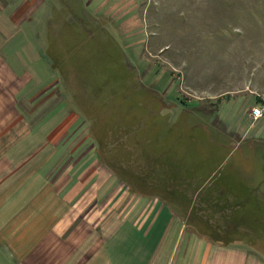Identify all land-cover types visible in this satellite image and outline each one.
Wrapping results in <instances>:
<instances>
[{"label":"crops","instance_id":"1","mask_svg":"<svg viewBox=\"0 0 264 264\" xmlns=\"http://www.w3.org/2000/svg\"><path fill=\"white\" fill-rule=\"evenodd\" d=\"M9 9L10 0H0V16ZM129 19L121 23L123 30L138 26L136 19ZM3 59L2 74L12 68L17 75ZM5 62L7 71L1 65ZM5 78L0 76V257L8 264H264V195H259L264 166L254 156L257 149L264 154L263 125L251 131V141L248 127L242 132V125L231 129L218 109V122L210 128L202 126L194 112L184 109L171 121L163 112L171 106L158 107L157 112L148 106L130 127L137 129L141 119L142 142L163 152L154 156L153 170L147 152L146 173L133 168L131 176H145L149 185L141 191L163 196L139 195L133 185L140 183L132 177L133 185L127 186L132 195L126 201L128 188L106 183V169H100L98 183L91 184L96 168L81 150L90 134L74 144L68 131L76 121L72 109L57 103L51 123L32 127L25 108L21 110L26 96L12 94ZM161 119L168 123L167 133L161 131ZM101 120H93L99 129L105 124ZM53 122L52 134L39 138L35 129L42 131ZM123 125L116 130V147L127 135ZM220 129L225 135L221 138ZM199 145L205 152L197 156ZM100 149L99 141L96 151ZM172 150L178 153L174 158ZM130 159L140 166L134 154ZM168 160L179 165L173 175L167 173ZM203 190L213 194L209 204L200 197ZM219 194H225L222 201Z\"/></svg>","mask_w":264,"mask_h":264},{"label":"rangeland","instance_id":"2","mask_svg":"<svg viewBox=\"0 0 264 264\" xmlns=\"http://www.w3.org/2000/svg\"><path fill=\"white\" fill-rule=\"evenodd\" d=\"M129 18L138 26L123 30L121 23ZM3 57L17 75L10 68L0 76L7 85L10 81L12 94L26 96L21 110H26L27 123H51L56 107L68 105L76 115L68 130L74 144L90 134L81 150L96 168L91 184L98 183L100 169L108 170L106 183L116 186L128 188L137 178L124 169L126 160H115L117 136L110 129L123 122L131 126L144 114L139 112L140 94H163L159 96L165 106L172 107L163 112L171 121L185 109L211 128L218 122V109L231 129L242 125V132L248 127L251 141V131L264 126V115L252 116L254 107L264 108V0H10L6 16H0ZM1 65L8 70L6 62ZM91 110L94 121L105 123L101 129ZM50 123L42 131L35 129L39 138L52 134L55 122ZM221 129L219 138L225 136ZM99 141L101 149L108 148L103 154L96 151ZM197 152L205 150L199 145ZM256 153L264 166L261 149ZM137 180L140 185L133 187L139 195L163 196L141 191L149 185L145 176ZM259 188L263 198L264 182ZM128 192L126 201L132 195ZM0 264L8 261L0 257Z\"/></svg>","mask_w":264,"mask_h":264},{"label":"trees","instance_id":"3","mask_svg":"<svg viewBox=\"0 0 264 264\" xmlns=\"http://www.w3.org/2000/svg\"><path fill=\"white\" fill-rule=\"evenodd\" d=\"M159 95H160V93H157V94L156 93H149V94H146L143 96H142V94H140V97L142 99L139 102L141 107L138 106L139 108H141V111H139V112H141V113L143 112L144 113L143 115H145L147 112L148 106H154L156 112L158 110V107L165 106L164 102L161 100V97ZM93 101L94 100L91 101L92 105H93ZM153 117L154 116H150L149 119H152ZM145 119H146V117H145ZM141 122H142V120L140 119V121L137 124H135V126H137V129L136 128L132 129L130 127V125H127V124L123 125V126H125V131L127 132V135L123 138V141L121 143H119L117 147L114 144L113 154L115 156L116 161L122 162V161L126 160V167L124 166V169H126V168H128V169L129 168L130 169L140 168V169H143L142 170L143 173H146V171L148 169V165L146 162L147 152L151 155L150 163H149V169L153 170L157 164V162L153 158L157 153L161 154L163 152V150H160V148H159L160 146L157 148H156V146H154V148H153L152 144L150 145V143H143L142 142V140H144V138L140 136L139 131H138V129L140 128ZM160 122H161L160 126H162L161 131L163 133H167L168 132V123L166 122V119H161ZM156 125L158 127L159 122H157ZM118 128H120V127H118ZM112 130H114L115 134H117V131H116L117 129H114V127H113L112 129H110V131H112ZM108 135H109V133H108ZM155 137L157 138V135ZM134 146L137 147V149H135ZM100 147L102 148L101 143H100ZM106 149H108L107 146L105 148L101 149V153L103 154V151ZM115 153H117L118 155H115ZM131 154L135 155V157L137 158V162H139L140 166L131 163L132 162V161H130L131 160L130 159ZM108 155H111V152ZM100 156H101V154H100ZM175 164L173 163V161H170V160L167 161V166H168L167 173H170L171 175H173L177 172L179 165L177 163V166H178L177 167V166H175ZM128 169H126V170H128ZM129 171H131V170H129ZM200 197H202L203 200H206L208 202L207 204H209L212 201L213 194L209 190H203V192L200 194ZM218 197H219V200L222 201L223 200L222 198H225V194H219ZM217 204H218L217 201H215L214 205L217 206Z\"/></svg>","mask_w":264,"mask_h":264},{"label":"built area","instance_id":"4","mask_svg":"<svg viewBox=\"0 0 264 264\" xmlns=\"http://www.w3.org/2000/svg\"><path fill=\"white\" fill-rule=\"evenodd\" d=\"M264 115V108L254 107L252 110V116L254 118H261Z\"/></svg>","mask_w":264,"mask_h":264}]
</instances>
